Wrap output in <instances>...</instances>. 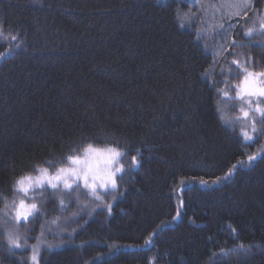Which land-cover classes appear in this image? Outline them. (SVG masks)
Instances as JSON below:
<instances>
[{"label": "trees", "instance_id": "obj_1", "mask_svg": "<svg viewBox=\"0 0 264 264\" xmlns=\"http://www.w3.org/2000/svg\"><path fill=\"white\" fill-rule=\"evenodd\" d=\"M180 6V0H0L4 35L19 33L24 44L0 60L4 196H14L5 189L15 177L34 163L58 160L82 135L115 134L132 143L128 163L143 145L141 166L131 174L125 169L111 190L118 192L112 214L89 219L77 245L46 252L42 264H150L153 256L161 257L155 264H217L212 254L221 249L232 251L219 264H264V157L212 184L264 136L241 149L243 137L220 119L213 102L222 98L200 75L211 68L212 52L181 25ZM255 11L264 15V0H254L249 13ZM248 39L253 51L236 53L251 54L256 70L264 69V33ZM10 43L0 41V52ZM200 180L206 185L197 186ZM182 181L189 189L183 193ZM181 197L185 207L173 223ZM162 221L169 223L155 246L144 247ZM241 243L251 250H237ZM15 256L0 242V264H25Z\"/></svg>", "mask_w": 264, "mask_h": 264}, {"label": "snow or ice", "instance_id": "obj_2", "mask_svg": "<svg viewBox=\"0 0 264 264\" xmlns=\"http://www.w3.org/2000/svg\"><path fill=\"white\" fill-rule=\"evenodd\" d=\"M195 2V0H192ZM33 3H40V0H33ZM233 6L241 8L242 11H237L235 15L240 19H244L249 15L251 10V0H234ZM204 9H201L203 11ZM196 18V14L193 13L192 17L188 18V23L191 24L192 20ZM183 19V18H181ZM230 19V17H229ZM259 29L264 33V15L258 17ZM255 24V22H253ZM3 25L0 24V32H2ZM201 30H196L197 39H200ZM213 38L219 37L217 42L213 45L205 43L203 47L208 49L211 47L213 61L209 67H219L220 72L217 74L222 77H228L223 80L216 79L214 75L209 73L208 69H204L200 75L207 78L208 83L211 85V91L214 97H226L233 100H238L242 105L240 111L245 119L251 118V132L255 134V138L264 136V69L256 70L254 58L249 53H236L234 49L237 47L245 48L247 44L251 43L248 39L254 34V28H244L240 24L239 20L236 23H230L225 26V23L221 22L216 24L213 29ZM243 35L245 42H239L237 37ZM11 41L14 42V46L8 50L0 52V60L10 57L14 54L15 50L24 46L23 41L20 40V34L12 35ZM264 46V45H262ZM229 49H232L230 51ZM242 55L241 59L227 60L228 56ZM224 58L228 67L225 68L219 64V59ZM251 65V66H250ZM235 69V70H233ZM231 77H237L235 82ZM218 84H223L224 87H217ZM220 101L215 99L213 102L214 108L218 112L223 110L220 108ZM257 114L259 119H257ZM83 115L86 119H92L89 116V110H85ZM221 120H225V116H220ZM259 124V127H258ZM84 125L82 124L81 127ZM243 140L246 144H241L240 148L243 149L247 144L254 143L255 138L250 135L248 130H241ZM97 138H103L106 142L103 146H98L92 141ZM87 140V143L83 141ZM135 146L132 143H122L116 138L115 134H104L102 137H88L82 135L81 141L75 146L69 144L67 151H65L58 160L45 161L44 163H34L31 165V171L23 173L14 178V184L5 191L17 190L25 195V198L13 200L11 205L7 203V198L4 196L3 191H0V200H4L3 220L0 223V234L6 237V243L9 251L12 249H20L28 247L29 233L35 232L36 227L41 228L39 236L34 237L40 239L43 237L46 225H58L61 217L59 215L52 216L50 220L46 219L51 213L66 212L69 211L71 204L75 203L78 206V211L72 212L71 216L64 218V222L67 223H79V220L83 219L80 215L84 209L88 208V201L81 200V196L90 197L94 201H98L88 215H92L96 208H106L107 214H112L113 205L106 203L104 195H101L100 190H105V195H108V190H116L120 186L118 184V174L121 176L125 173V165L121 163V160L133 151ZM136 154L131 155V168L137 169L141 166V159L143 156V145L135 148ZM260 153L248 155L246 160H238L233 164L228 171L221 177L217 176L212 184H222L223 181L229 179L236 174L238 170H243L246 166L251 164L260 157ZM47 164L48 166H44ZM200 184H206L204 180L198 181ZM40 189L41 192H50L55 203L49 209V201L29 202V199L35 201V197H28L30 191ZM189 190L186 182H181L180 192L183 193ZM60 195L57 196L56 194ZM64 197H68L66 200ZM116 197L113 196L114 200ZM185 207V201L181 197L179 206L175 209V215L172 217V221L178 220L182 216V210ZM78 217V219H77ZM169 222H161L150 233L149 238L144 241V247L155 246V240L159 235V232L163 230ZM87 221L80 225L83 229ZM31 225V227H26ZM24 231H21V228ZM51 231V228H49ZM77 229H72L69 236L75 233ZM59 232H67V228H60ZM59 232L57 234H59ZM232 234H237L235 227L230 229ZM237 238L238 235H237ZM212 239V237H209ZM44 243L45 241H41ZM63 243V241H61ZM59 246V245H57ZM83 246V244L81 245ZM32 255L28 257L30 264H39L40 254L38 252V246L32 245ZM47 247L51 249L53 245L47 244ZM252 245L245 246L243 243L236 246L237 250L244 252L245 254L251 250ZM232 249H228L227 252L221 249L220 252L213 253L212 256L217 259V264L220 262V258L228 255ZM165 256L170 255L166 252ZM159 256L150 257V264L160 259ZM183 259V257H181ZM95 264V261L93 262Z\"/></svg>", "mask_w": 264, "mask_h": 264}, {"label": "rangeland", "instance_id": "obj_3", "mask_svg": "<svg viewBox=\"0 0 264 264\" xmlns=\"http://www.w3.org/2000/svg\"><path fill=\"white\" fill-rule=\"evenodd\" d=\"M233 2H234V0H195V2H192V0H180V3L182 4V7H180L181 9L179 10L180 23L182 26L191 27L195 31L199 28L201 30V32H200L201 38L200 39L202 41H204V43H207L209 45L215 44L217 42V40L219 39V37L213 38L212 29L216 24L221 23V22L225 23V26H227L228 24L236 23L237 20H239L240 24H242L244 27H247V28L253 27L254 33L256 32V30L259 31L260 29H259L258 17L260 15H258L257 11H255L254 13L252 12L253 14L249 13L251 15H248V17L246 18L247 22H245L244 19H240L239 17H237L235 15V13L237 11H242V9L234 7ZM251 5H252L251 8L254 9V0H251ZM201 9H204V10L201 11ZM249 12H250V10H249ZM193 13L196 14V18L192 20L191 24H189L187 22L188 18L192 17ZM229 17H230V19H229ZM181 18H183V19H181ZM253 22H255V24ZM3 32L4 31L0 32V41H7V39L10 38L11 36L6 35V34L4 35L5 32L4 33ZM242 37L243 36L237 37L239 42L245 41V40H243L244 38H242ZM239 38H241V39H239ZM260 42H262V41H259V43ZM9 45H10V47L14 46L13 43H10ZM208 49H210V52H212L211 47H209ZM229 50L232 51V49H229ZM240 50L241 51L247 50L248 52H252L253 48L246 46L243 49L239 48V47L234 49L235 52H240ZM241 53H245V52H241ZM234 59H238V58L235 57ZM240 59L243 60L244 57L241 55ZM227 60H230V56L227 57ZM219 64L223 65L225 68L228 67V64L226 63L224 58L219 59ZM219 72H220L219 67L214 66V67H211L209 69V73L214 75L216 79L223 80V79L228 78V77H222V76L217 75ZM217 86L224 87L223 84H218ZM221 98L222 99H220V102H221L220 108L225 112L235 113V117H234L235 118L234 119V125H236L235 129L238 128L239 132H241L242 129H246V130H248L249 134L253 135L255 138V134H253L251 132V118L245 119L243 117V115L240 111V109L242 107L240 102L238 100H233V99L226 98V97H221ZM257 119H259L258 114H257ZM258 127H259V124H258ZM241 134H242V132H241ZM260 143H261V145L259 146V148L261 149L264 147V137ZM258 151L259 150L255 151L253 154L258 153ZM253 154L251 153V155H253ZM126 160H127V158L125 157V161L122 160L121 163H123L125 165V169L128 170L131 168V163L126 162ZM120 177H121V175L118 174V184L120 182L119 181ZM110 191H111V189L108 190V193H109L108 195H105V190H100V193H101V195H104V200L106 203H111L113 205L114 200L112 199V197L116 196V194L118 192L115 194H112V191L111 192ZM56 195L59 196L60 194L57 193ZM28 197L29 198L35 197V201L29 199V202L41 203L44 201H49V204H48L49 209L55 203L50 192H43L42 193L40 191V189H38V188L33 190V191H30L28 194ZM20 198H25V195L23 193L15 190L14 196L12 198H8L7 203L9 205H11L13 200H18ZM64 198L66 200L68 199V197H64ZM81 200L82 201L83 200L88 201V208L84 209V211L80 213V215L83 216V219L79 220V223H67L66 224L64 222V218L71 216L72 212L78 211V206L75 203L71 204L69 211L51 213L50 216L47 217L46 219L50 220L52 216L59 215L61 217V220L59 221L58 225H50V224L46 225L45 228L43 229L44 235H43V237H40V239L34 238V237L39 236V234L41 232V228L36 227L35 232L29 233L28 247L27 248H20V249H12L11 250V252L16 255L15 257H17L20 261L22 260L25 264H30V262L28 261L27 258L32 255V247L31 246L37 245L38 246L37 250H38L40 257H41L39 264H42L43 255L46 252H51V251H55L58 249H63L66 247L75 246L78 244V243H76L75 237L82 230L80 228V225L84 224L85 220L88 221L89 219H92L94 217H98L99 215L109 217V215L107 214L106 208H103V207L96 208L95 212L92 215H88L87 213L90 212L92 210V208L96 204H98L99 202L94 201L90 197H84V196H81ZM4 203H5V201L3 202L2 208L0 210V211H2V214L5 211ZM77 219H78V217H77ZM2 220H3V215L0 217V223H2ZM178 220H176L173 223H176ZM26 227H31V225H28ZM49 228H51V231H49ZM60 228H67V232H59ZM72 229H77V231L75 233H72L71 236H69V233L72 232ZM20 230L24 231V228L22 227ZM58 232H59V234H57ZM41 241H45V242L42 243ZM61 241H63V243H61ZM0 242H2V244L4 246H6V249L9 251L8 245L6 243V237L2 234H1ZM48 243H51L53 245V247L51 249H49L47 247ZM57 245H59V246H57Z\"/></svg>", "mask_w": 264, "mask_h": 264}, {"label": "bare ground", "instance_id": "obj_4", "mask_svg": "<svg viewBox=\"0 0 264 264\" xmlns=\"http://www.w3.org/2000/svg\"><path fill=\"white\" fill-rule=\"evenodd\" d=\"M180 7H182V6H180ZM234 78H235V79H234ZM231 79L233 80V82H235V80L237 79V77H231ZM222 115L226 117V119H225V120H222V122H223L226 126H228L231 130H233V131H235V132H238V133L243 137V135L241 134V132L238 131L239 129H238V128L235 129V126H236V125H234V119H235L234 117H235V113L222 111V112H220V116H222ZM245 143H247V142H245ZM251 144L255 146L254 143H250V144H247V145H251ZM257 150H259L258 153L261 154L260 157H259L258 159L264 157V147L261 148V149H260L259 147H256L255 149L250 150V151L247 153L246 157H245L243 160H246V158H247L248 155H251V153L253 154V153H254L255 151H257ZM258 159H257V160H258ZM257 160H256V161H257ZM247 167H250V166H246L245 168H247ZM190 185H191V184H190ZM196 185L198 186V185H200V183L197 182Z\"/></svg>", "mask_w": 264, "mask_h": 264}]
</instances>
